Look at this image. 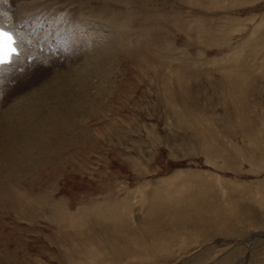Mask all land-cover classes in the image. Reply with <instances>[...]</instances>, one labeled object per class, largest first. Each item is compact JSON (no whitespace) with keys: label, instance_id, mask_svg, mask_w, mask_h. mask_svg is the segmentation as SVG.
Here are the masks:
<instances>
[{"label":"rangeland","instance_id":"obj_1","mask_svg":"<svg viewBox=\"0 0 264 264\" xmlns=\"http://www.w3.org/2000/svg\"><path fill=\"white\" fill-rule=\"evenodd\" d=\"M89 1L67 10L109 22L111 75L0 177V264H264V0ZM0 2L16 28L26 0ZM49 25L42 55L73 63L77 28ZM38 72L0 109L56 74Z\"/></svg>","mask_w":264,"mask_h":264},{"label":"bare ground","instance_id":"obj_2","mask_svg":"<svg viewBox=\"0 0 264 264\" xmlns=\"http://www.w3.org/2000/svg\"><path fill=\"white\" fill-rule=\"evenodd\" d=\"M26 2L17 5V10L20 9L25 18L16 22L17 29L11 23V11L13 12L14 9H6V6L4 7L0 2V15H2L0 16V25L10 29L13 28V33L16 35V44L19 46V55L13 56L12 63L0 65V88H3V92H6L4 90L6 87H2L3 83L5 85L6 80H9L12 75L18 77L22 75L21 79L23 81L30 80L32 72L33 74L34 72L36 73V77L40 76L39 68L42 71L52 69V72L56 74L49 76L47 79L49 83L44 84L32 97L22 96L16 104H11L3 110L0 109V177L13 175L15 172H13V166L15 164L24 162L25 159H35L34 153L37 152L40 144L45 143L44 141L53 134L55 135L56 131L60 129L66 130L76 118H81L84 115L85 105L88 100L90 99V102H94L101 95L103 88L102 83H99L98 80L100 77L102 78L103 73L107 77L110 76L109 70H112L114 65L112 60L114 49L112 50L111 46L115 43V33L110 31L112 30L110 27L108 28V25L110 26L109 22L99 23L95 22L93 18L94 21H89V19L86 21L84 18L76 17L73 19L67 10L71 7L78 14L83 15V10L92 5L91 3L93 2L89 0H31L30 2L26 0ZM35 10L43 12V16L32 19L33 15L31 14ZM46 13L49 16L45 17L44 14ZM50 13H54V15ZM35 14L37 13L34 12ZM120 14L121 23L128 22L127 13L121 11ZM50 18L51 21L49 20ZM47 21L53 25H49ZM62 23H70V27L75 25L77 38L80 39L81 43H85V46L80 47L76 54L72 53L76 55V57L73 55L75 57L73 63L68 62L65 65L63 62L60 64L61 59L57 57L56 62H54V59L50 64L48 56L41 53L44 47L40 38L43 37L47 29H50H46L47 25L53 26L54 30L58 28L62 33ZM36 31L41 32V35H34ZM59 38V44L64 45L63 37ZM52 48L54 47L52 46ZM64 66H67L66 70H63ZM104 81L106 80L104 79ZM6 85L12 88L10 84ZM1 101L3 99L0 91ZM4 102H1L0 105L4 104ZM37 156L43 158L45 155L42 152Z\"/></svg>","mask_w":264,"mask_h":264},{"label":"snow or ice","instance_id":"obj_3","mask_svg":"<svg viewBox=\"0 0 264 264\" xmlns=\"http://www.w3.org/2000/svg\"><path fill=\"white\" fill-rule=\"evenodd\" d=\"M16 40L13 35L0 30V65L11 64L13 56H18Z\"/></svg>","mask_w":264,"mask_h":264}]
</instances>
